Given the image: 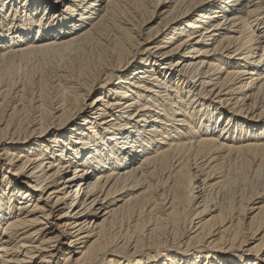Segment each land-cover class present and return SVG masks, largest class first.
Returning <instances> with one entry per match:
<instances>
[{"label":"bare ground","instance_id":"bare-ground-1","mask_svg":"<svg viewBox=\"0 0 264 264\" xmlns=\"http://www.w3.org/2000/svg\"><path fill=\"white\" fill-rule=\"evenodd\" d=\"M0 264H264V0H0Z\"/></svg>","mask_w":264,"mask_h":264},{"label":"rangeland","instance_id":"rangeland-1","mask_svg":"<svg viewBox=\"0 0 264 264\" xmlns=\"http://www.w3.org/2000/svg\"><path fill=\"white\" fill-rule=\"evenodd\" d=\"M51 18H53L54 17V15L53 16H50ZM35 74L34 75H39V72H34ZM53 73H54V69H53V67H49L47 70H46V76H48L49 78L51 77V76H53ZM238 128H240V129H242L241 128V126H237ZM259 187V185L255 182L254 184H251V185H249L248 186V188H247V192H246V194L245 195H250L254 190H256L257 188ZM161 240H163V241H166L167 239L164 237V236H162L161 238H160ZM165 239V240H164Z\"/></svg>","mask_w":264,"mask_h":264}]
</instances>
